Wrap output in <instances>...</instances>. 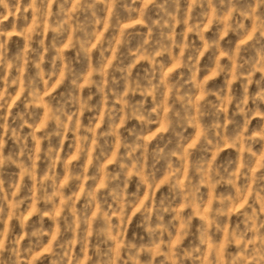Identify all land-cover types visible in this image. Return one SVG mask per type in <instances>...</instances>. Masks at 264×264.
Masks as SVG:
<instances>
[{
    "label": "clouds",
    "instance_id": "obj_1",
    "mask_svg": "<svg viewBox=\"0 0 264 264\" xmlns=\"http://www.w3.org/2000/svg\"><path fill=\"white\" fill-rule=\"evenodd\" d=\"M0 264H264V0H0Z\"/></svg>",
    "mask_w": 264,
    "mask_h": 264
}]
</instances>
